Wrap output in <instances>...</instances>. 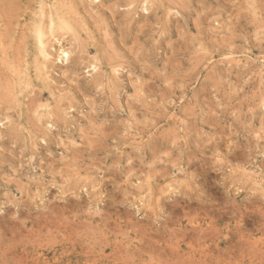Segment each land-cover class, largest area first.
<instances>
[{
  "label": "rangeland",
  "instance_id": "rangeland-1",
  "mask_svg": "<svg viewBox=\"0 0 264 264\" xmlns=\"http://www.w3.org/2000/svg\"><path fill=\"white\" fill-rule=\"evenodd\" d=\"M0 264H264V0H0Z\"/></svg>",
  "mask_w": 264,
  "mask_h": 264
},
{
  "label": "bare ground",
  "instance_id": "bare-ground-1",
  "mask_svg": "<svg viewBox=\"0 0 264 264\" xmlns=\"http://www.w3.org/2000/svg\"><path fill=\"white\" fill-rule=\"evenodd\" d=\"M250 1H251V0H250ZM247 7H248V6H247ZM145 11H146V10H145ZM52 21H53V20H52ZM50 23H52V22H50ZM51 25H52V24H51ZM38 31H39V30H38ZM40 33H41V32H38L37 34L39 35ZM37 34H36V36H37ZM41 34H42V33H41ZM37 39H39V40H37V41H40V37L37 36ZM42 42H43V41H42ZM42 42H39V44H42ZM42 46H43V47H42ZM41 47H42V49L44 50V45H40V49H41ZM40 49H39V50H40ZM42 49L39 51V53L41 52L40 55H42V53H43V50H42ZM62 51H63V50H62ZM62 51H61V52H62ZM68 51H69V50H68ZM47 53H48V52H47ZM47 53H44V56H45V57H47V56H46ZM59 56H62V58H65L66 60L69 59V58H68V57H69V53H68V52H65V51L62 52L61 54H59ZM41 57H42V56H41ZM48 58H49V57H48ZM62 58H61V59H62ZM66 60H65V61H66ZM93 70H95V68H94ZM242 171H244V170H242ZM169 187H170V186H169Z\"/></svg>",
  "mask_w": 264,
  "mask_h": 264
}]
</instances>
